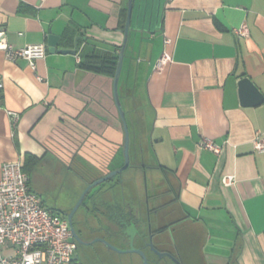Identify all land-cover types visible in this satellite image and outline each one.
<instances>
[{
    "label": "crops",
    "instance_id": "crops-1",
    "mask_svg": "<svg viewBox=\"0 0 264 264\" xmlns=\"http://www.w3.org/2000/svg\"><path fill=\"white\" fill-rule=\"evenodd\" d=\"M127 2L0 0L9 43L47 46L35 69L0 50V169L27 155L37 165L50 153L84 187L123 164L114 74L82 64L117 60ZM242 23L247 36L235 32ZM49 34L76 53L49 52ZM163 49L171 60L156 71ZM241 77L255 84L261 102L241 104ZM117 93L129 165L102 184L99 200L117 223L100 225L95 236L123 248V217L148 261L151 236L183 264H264V150L253 145L264 143V0H133ZM202 137L221 153L200 148ZM223 175L234 183L222 184Z\"/></svg>",
    "mask_w": 264,
    "mask_h": 264
},
{
    "label": "built area",
    "instance_id": "built-area-1",
    "mask_svg": "<svg viewBox=\"0 0 264 264\" xmlns=\"http://www.w3.org/2000/svg\"><path fill=\"white\" fill-rule=\"evenodd\" d=\"M240 36L248 35V28L242 23L235 29ZM169 38L163 44H170ZM0 50L8 60L24 58L32 69L35 60L45 57V43L15 47L6 39L5 29L0 27ZM171 54L163 49L155 61L153 69L162 71ZM38 80L42 77L37 76ZM2 83L0 80V89ZM13 117V124L16 122ZM254 148L264 150V143L258 138ZM198 146L219 155L222 146L212 139L202 137ZM20 160L5 161L0 169V264H72L77 250V242L71 234L64 213L48 210L38 194L28 184V175L23 171ZM222 184L234 183L233 175H223Z\"/></svg>",
    "mask_w": 264,
    "mask_h": 264
},
{
    "label": "rangeland",
    "instance_id": "rangeland-1",
    "mask_svg": "<svg viewBox=\"0 0 264 264\" xmlns=\"http://www.w3.org/2000/svg\"><path fill=\"white\" fill-rule=\"evenodd\" d=\"M56 163L54 155L50 153L40 161L32 170L30 187L38 194L48 210L64 213L68 212L74 206L85 186L82 187L83 185L71 170H68L66 167H61ZM103 183L105 182L92 187L91 191L94 189L98 190H95L94 193L89 195L90 191L88 198L86 197L84 199V204L82 203L76 211V215L79 219H84V217H86L88 223L91 224V226L89 224L90 228L85 234L88 240L98 237L95 235L102 232L100 225L104 228H109L110 224L114 225L117 223L114 217H108V212L105 211L106 209H104L101 204L102 201L99 200V194L104 185ZM80 188L82 189L79 192ZM149 194H151L150 188ZM89 196L91 197L89 198ZM142 222L145 224L144 226H147L145 218ZM124 223L125 226L123 229L126 230V232L129 234L136 232V227L133 223H129V221H124ZM119 244L123 248H129L134 246V241L129 242L128 240H120ZM75 259L76 264H142L140 256H136L135 253L109 252V250L99 242H94L88 246H78ZM157 260V257L154 256V264L157 263ZM153 262L149 261V264H153ZM160 263L170 264L167 260H162Z\"/></svg>",
    "mask_w": 264,
    "mask_h": 264
},
{
    "label": "water",
    "instance_id": "water-1",
    "mask_svg": "<svg viewBox=\"0 0 264 264\" xmlns=\"http://www.w3.org/2000/svg\"><path fill=\"white\" fill-rule=\"evenodd\" d=\"M132 1L133 0H128V2H127V14H126L125 24H124V28H123V41H122V44H121V47H120V50H119V53L117 56L115 71H114V76H113V95H114L115 103H116V106H117V109L119 112L120 120H121V123L123 126V134H124L123 157H124V161H123V164L119 168L112 169L108 173H106L105 175H103V176L93 180L92 182L88 183L85 186V188L83 189V191L80 193V195H79L76 203L74 204V206L68 212H64V215H66V217H67V221L69 223V227L71 230L72 237L74 238V240L78 244L88 246L94 242H100L103 245H105L107 248H109V249H111L117 253H136L140 256V258L142 260V264H149L148 258H147L146 254L142 248H138V247H134V246L129 247V248H120V247L110 243L109 241H107L103 237H94L90 240H84L77 233V231L73 225V221H72L73 215L78 210L80 205L83 203V200H84L86 194L89 192V190L92 187L108 180L113 175L120 173L122 170H124L129 165V130H128V126H127V122L125 119L123 109H122L121 104L119 102L118 93H117V83H118L119 73L121 70V65H122V60H123V55H124V49H125V46L127 43L128 32H129V28H130V21H131V14H132ZM57 44H58V36L54 35V34H49L48 40H47L49 52H51V53H53V52L72 53V54L76 53L75 49L58 48ZM238 87H239L241 104H243V105H254V104H257V103L262 101L263 95L261 94L259 89L255 86V84L250 80L249 77H241L238 80ZM136 233H137V229H136V232H133V234H129L128 232L126 233L128 235V241L129 242L133 241ZM149 238H150V240L148 242V245L154 253H156L158 256H162V255L168 256L173 261H176V258L173 255H171L169 252L163 253V252L158 251L154 247V245L151 241V236Z\"/></svg>",
    "mask_w": 264,
    "mask_h": 264
},
{
    "label": "trees",
    "instance_id": "trees-1",
    "mask_svg": "<svg viewBox=\"0 0 264 264\" xmlns=\"http://www.w3.org/2000/svg\"><path fill=\"white\" fill-rule=\"evenodd\" d=\"M122 28H124V21H125V17H126V10L124 9L122 11ZM65 43V42H64ZM96 58H99L96 56ZM85 68H88V69H91V70H94V71H97V72H104V73H110V74H114V71H115V65H116V60L115 58H112V60L108 61L106 60V58L104 57L103 59H100V60H93V61H85L83 62L82 64ZM26 158H29V160H27L25 163H23V171L26 172V174L28 175V184L30 186V183H31V173H32V170L34 168V166L36 165V159L32 156H26ZM111 178H109L108 180H110ZM106 182V181H105ZM102 185V184H101ZM90 192V191H89ZM89 192L86 194L85 198L87 197L88 198V194ZM91 196H89L90 198ZM84 198V199H85ZM84 200H83V204H84ZM102 204V203H101ZM88 208V207H87ZM89 209V208H88ZM52 212L54 213H58L54 210H51ZM124 218L122 217L121 219L118 220V225H119V231L117 232L118 234H120V232L122 233V235H125V233L123 232V228L125 226V223H124ZM87 228L89 229L90 226L89 224L86 225ZM126 238L128 237L127 235H125ZM100 243V242H99ZM102 244V243H101ZM147 245V244H146ZM78 246H83L81 244H78L77 243V248ZM105 246V245H104ZM119 247V246H118ZM106 248V246H105ZM107 249V248H106ZM108 250V249H107ZM112 251V250H111ZM115 252V251H114ZM138 255V254H137ZM149 262V261H148ZM72 264H76V259L74 258L73 261H72Z\"/></svg>",
    "mask_w": 264,
    "mask_h": 264
},
{
    "label": "flooded vegetation",
    "instance_id": "flooded-vegetation-1",
    "mask_svg": "<svg viewBox=\"0 0 264 264\" xmlns=\"http://www.w3.org/2000/svg\"><path fill=\"white\" fill-rule=\"evenodd\" d=\"M72 221H73V225L77 231V233L84 239V240H88L86 239V236L84 234V230H88L87 228V224H88V219L86 217H84V219H79L78 216L76 215V212L75 214L73 215V218H72ZM123 230V229H122ZM124 231V230H123ZM150 240V238H149ZM148 240V241H149ZM152 240V239H151ZM149 246V245H148ZM154 247L160 251V252H169L171 255H173L175 258H176V261H173L170 257L168 256H165V255H162V256H158L156 253H154L150 247L149 249L154 253V255L157 257V263L156 264H161L160 262L162 260H167L170 264H183L182 260L180 259V257L178 256V253L173 251V250H170L169 248H166V247H160V245H154Z\"/></svg>",
    "mask_w": 264,
    "mask_h": 264
}]
</instances>
